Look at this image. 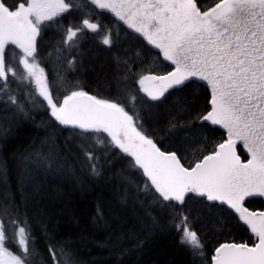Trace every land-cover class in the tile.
<instances>
[{
  "label": "snow or ice",
  "instance_id": "obj_1",
  "mask_svg": "<svg viewBox=\"0 0 264 264\" xmlns=\"http://www.w3.org/2000/svg\"><path fill=\"white\" fill-rule=\"evenodd\" d=\"M201 3L13 0L9 4L0 0V93H7L15 113L26 115V103L9 91V77L21 87L31 86L25 93L26 102L46 108L54 122L53 133L40 148L23 157L37 170L53 174L63 170L53 142L55 130L71 129L70 138L80 141L93 175L99 170L91 141L130 158L129 169L141 177V183L131 179L128 183L160 209L176 212L177 205L193 198L208 206H226L229 219L243 227L254 242L220 243L209 264H264V209L248 206L257 199L264 201V0H214L207 8ZM73 11L83 15L64 28V47L55 51L57 61L67 58L55 65L50 80L38 56L41 33L54 25L63 26L62 18ZM102 13L111 14L142 37L157 50L152 55L156 60L162 58L161 64L167 62L163 72L154 71L148 61L133 72L134 61L116 57L115 99L98 98L85 91L78 78H67L69 72L78 75L83 69L78 59L82 34H96L94 38L102 45L112 47L110 30L99 35ZM140 55L138 52L137 57ZM196 82L209 92L208 107L196 119L218 126L223 138L210 153L186 166L176 152L162 150L146 133L142 111L161 107L185 89L195 90L200 86ZM177 108L186 110L184 104ZM179 126L175 118L169 121L170 132ZM3 177L0 170V182ZM10 200L8 193L0 198V264H34L37 256L39 264H77L70 250L53 243L46 244L45 259L35 247L27 216L21 219ZM175 228L181 244L203 256L204 244L182 208Z\"/></svg>",
  "mask_w": 264,
  "mask_h": 264
},
{
  "label": "trees",
  "instance_id": "obj_2",
  "mask_svg": "<svg viewBox=\"0 0 264 264\" xmlns=\"http://www.w3.org/2000/svg\"><path fill=\"white\" fill-rule=\"evenodd\" d=\"M7 2L12 4L13 0ZM213 3L214 0H202L201 6L207 8ZM82 15L76 11L65 14L63 25L78 21ZM100 16L104 31L111 32L113 45L104 46L94 38L95 34L89 35L79 43L78 59L83 69L78 75L69 72L68 80L78 78L85 91L98 98L115 99L116 57L134 61L133 72L144 61L152 63L156 72L166 70V63L156 60L152 55L155 52L139 36L118 25V37L112 30L117 25L112 17L107 13ZM61 36V27L55 25L41 33L38 56L50 80L54 76L51 65L57 56L56 44ZM28 87L31 86L21 87L9 77V91L26 103V115L15 113L7 93H0V170L4 173L0 198L10 194V202L18 207L20 218L27 216L35 247L45 259L46 244L53 243L70 250L77 264H209L214 248L220 243L254 242L243 227L229 219L230 210L224 206H208V202L193 198L183 206L177 205L176 212L156 207L150 198L137 193L128 183L129 179L141 183V177L129 169L130 158L95 141L90 143L95 145L91 150L98 157L99 174L93 175L80 141L70 138L71 129L55 130L53 142L62 158V171L45 173L26 163L23 157L40 148L42 141L54 131L51 126L54 122L46 108H34L26 102ZM208 96V90L200 84L195 90L185 89L179 96L171 97L159 108L142 111L146 133L162 150L176 152L186 166L210 153L223 138L220 129L196 119L208 107ZM179 104H184L186 110L178 111ZM173 118L180 126L170 132L169 121ZM248 206L261 210L264 202L257 199ZM181 208L204 244L203 256L194 254L180 242L181 234L176 231L175 223ZM173 217L177 219L174 221ZM8 246L16 251L11 243ZM39 260V256L34 257V264H39Z\"/></svg>",
  "mask_w": 264,
  "mask_h": 264
},
{
  "label": "rangeland",
  "instance_id": "obj_3",
  "mask_svg": "<svg viewBox=\"0 0 264 264\" xmlns=\"http://www.w3.org/2000/svg\"><path fill=\"white\" fill-rule=\"evenodd\" d=\"M93 19H95V16L93 17ZM79 21V20H78ZM78 21H73V22H69V23H75V22H78ZM100 22H101V17H100ZM102 25V23H101ZM67 26L63 25L61 26V30H62V35H63V31H64V28H66ZM116 34L117 36L119 37L120 36V27L118 25H115L114 28L112 29ZM104 33V29H103V26H102V31L99 35H103ZM89 35H93L92 33H87V34H82L80 37H79V43H81L82 41H86L87 38L89 37ZM96 35V34H95ZM44 43V42H43ZM56 47L57 48H63V44H62V36H61V39L58 40L57 44H56ZM81 46H79V49H80ZM56 48V49H57ZM78 49V53H80V50ZM58 55V54H57ZM66 59V57H62L59 61H57V56L55 57V59L53 60L52 62V65H51V69L53 71V74H55V65L57 63H60V64H63V61ZM68 77V76H67ZM63 92H61V95ZM27 163V162H26Z\"/></svg>",
  "mask_w": 264,
  "mask_h": 264
},
{
  "label": "water",
  "instance_id": "obj_4",
  "mask_svg": "<svg viewBox=\"0 0 264 264\" xmlns=\"http://www.w3.org/2000/svg\"><path fill=\"white\" fill-rule=\"evenodd\" d=\"M111 15V14H110ZM119 23H121L122 24V22H119ZM125 27H126V25H124ZM127 28V27H126ZM128 29V28H127ZM129 31H131V32H133L131 29H128ZM136 34V33H135ZM138 35V34H137ZM142 38V37H141ZM143 39V38H142ZM144 41V40H143ZM145 42V44L147 45V43H146V41H144ZM148 46V45H147ZM150 48H151V46H149ZM152 50H154L155 52L157 51V50H155V49H152ZM162 59V58H161ZM199 83H201V82H199ZM215 127H218V126H215ZM219 128V127H218ZM220 129V128H219ZM222 130V129H221ZM223 131V130H222Z\"/></svg>",
  "mask_w": 264,
  "mask_h": 264
}]
</instances>
